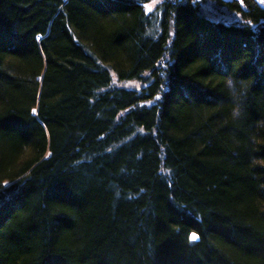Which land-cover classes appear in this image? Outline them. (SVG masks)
<instances>
[{"label":"trees","instance_id":"16d2710c","mask_svg":"<svg viewBox=\"0 0 264 264\" xmlns=\"http://www.w3.org/2000/svg\"><path fill=\"white\" fill-rule=\"evenodd\" d=\"M149 1L0 0V264H264V3Z\"/></svg>","mask_w":264,"mask_h":264},{"label":"rangeland","instance_id":"374dc122","mask_svg":"<svg viewBox=\"0 0 264 264\" xmlns=\"http://www.w3.org/2000/svg\"><path fill=\"white\" fill-rule=\"evenodd\" d=\"M159 1L161 0H150L146 5L145 9L150 10L152 9ZM260 2L264 3V0H259ZM203 12L210 18L213 19H219L221 17V14L216 10L215 8L212 7L209 1H206L202 5ZM113 78L114 75H113ZM116 84H121L120 86H125V87H133V88H140V84L137 81H126V82H118L114 80Z\"/></svg>","mask_w":264,"mask_h":264},{"label":"clouds","instance_id":"9594fccd","mask_svg":"<svg viewBox=\"0 0 264 264\" xmlns=\"http://www.w3.org/2000/svg\"><path fill=\"white\" fill-rule=\"evenodd\" d=\"M229 86H231V81H229ZM239 115H240V109L239 107H237L233 110V116L238 117Z\"/></svg>","mask_w":264,"mask_h":264},{"label":"snow or ice","instance_id":"6c2138e0","mask_svg":"<svg viewBox=\"0 0 264 264\" xmlns=\"http://www.w3.org/2000/svg\"><path fill=\"white\" fill-rule=\"evenodd\" d=\"M190 239L193 240V241L197 240V239H198L197 234H196V233H193V234L190 236Z\"/></svg>","mask_w":264,"mask_h":264},{"label":"bare ground","instance_id":"6f19581e","mask_svg":"<svg viewBox=\"0 0 264 264\" xmlns=\"http://www.w3.org/2000/svg\"><path fill=\"white\" fill-rule=\"evenodd\" d=\"M218 20V19H217ZM11 182V181H10ZM9 183V182H8ZM10 184V183H9Z\"/></svg>","mask_w":264,"mask_h":264}]
</instances>
